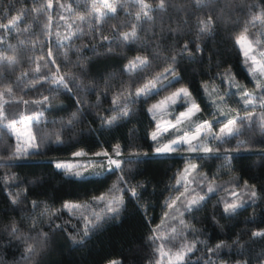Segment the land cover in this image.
I'll use <instances>...</instances> for the list:
<instances>
[{
	"label": "trees",
	"instance_id": "1",
	"mask_svg": "<svg viewBox=\"0 0 264 264\" xmlns=\"http://www.w3.org/2000/svg\"><path fill=\"white\" fill-rule=\"evenodd\" d=\"M161 2L144 0L151 9L150 19L138 20V15L147 11L138 0H113L115 13L95 0H51L52 8L47 7L49 0H0V23L19 17L11 29H0V56L15 60L14 64H0V105L7 109L8 117H0V264H109L112 260L156 264L158 254L149 237L165 223L166 201L170 193L172 199L179 194L175 190H180L178 175L190 163L198 166L191 179V188L196 189L193 195L207 194L208 185L214 182L229 181L234 186L208 195L201 209L185 213L187 228L175 225L187 245L193 238L203 242L198 244L199 251L187 254V264H207L209 258L216 264H264V243H253L252 238L253 232L264 230V129L260 127L264 108L258 99L262 81L252 77L235 43L237 37L247 34L256 53L264 51L253 23L264 0H163L165 6L160 8ZM190 15L194 18L192 36L180 42L175 58L169 52L172 35ZM209 20L211 28L201 32ZM134 27L136 39L125 42L123 34ZM49 47L57 64L47 58ZM137 57L148 64L128 71ZM38 66L49 76L60 67L59 75L67 74L75 81V85L69 82L71 92L48 83L34 86L33 77L41 75L35 72ZM173 67L179 77L175 82L159 94L136 96L137 89ZM225 81L239 92L235 102L238 114L226 113V117H246L251 112L255 124L245 120L243 126H235L241 129L240 134L212 141L211 154H190V158L179 152L153 154L150 134L155 121L149 109L178 87H188L191 102L201 108L197 117L204 119L213 109L207 90L214 84L227 90ZM241 90L253 94L251 106L241 99ZM45 96L48 101L40 103ZM114 100L119 102L118 111L112 110L117 107ZM187 106L178 104L174 110L178 113ZM245 108L248 111L242 110ZM125 109L130 112L128 117L122 116ZM73 114L76 119L69 125ZM29 116L38 118L32 131L37 143L43 144L44 154L5 166L16 148L6 125ZM113 116L119 119L108 125ZM57 136L62 143H55ZM117 144L124 172L116 169L101 177L76 179L65 178L54 167L55 162L75 160L77 152L83 153L82 158L98 157L104 162L106 156L95 154L107 152L114 157ZM134 153H140L141 158L124 164V158ZM101 168L107 169L102 166L89 171ZM122 176L131 177L132 185L140 184L141 199L125 198L118 217L107 218L84 237V218L94 219V211L103 205L94 204L92 197L124 198L127 180L120 181L112 193L108 191ZM252 189L258 193L255 204L232 218H222L225 200L232 201L230 190L240 193L236 199L240 203L250 201ZM65 203L80 207L67 209ZM72 237L83 243L74 244ZM219 243L227 247L212 256L207 249ZM29 246L34 252L27 251Z\"/></svg>",
	"mask_w": 264,
	"mask_h": 264
},
{
	"label": "snow or ice",
	"instance_id": "2",
	"mask_svg": "<svg viewBox=\"0 0 264 264\" xmlns=\"http://www.w3.org/2000/svg\"><path fill=\"white\" fill-rule=\"evenodd\" d=\"M141 7L143 9H147V11H144L142 16L138 15L137 19H150L149 12L151 9L147 4L144 3V0H138ZM101 5L106 8L108 11L115 13L117 11V8L114 4L109 3V0H101ZM165 5L163 3V0L160 4V8H163ZM48 8H52L53 5L51 3V0H49V3L47 5ZM93 9L97 12H99V8L95 5L93 6ZM107 15V13H105ZM19 17H13L12 20L8 24L0 23V29H11L17 22ZM261 21L264 23V7L261 9V13L256 14L253 16V22ZM211 20L207 21L204 24V27L201 29V32L208 31L211 28ZM107 39V38H105ZM122 39L125 42L128 41H134L136 39V31L135 27L133 28V31L131 33H124ZM246 41V37L241 34L239 37L236 38L235 43L237 45L241 46V51L243 53V56L245 57V62L249 64V72L256 76V79L259 80V75L257 74V68L255 67L258 63L255 56H250V53L252 52L251 46L249 45L247 48L243 46L244 42ZM187 50V45H185V49ZM264 56V54H261ZM54 57V51L52 47H49V51L47 53V58L51 62V64H57V60L53 59ZM41 59H45L44 57H41ZM7 63V64H14L15 60L12 56H0V64ZM148 64L147 60H142L139 57L136 58V61L130 62L128 66V71H132L133 69H138L141 67H145ZM61 69L60 67H56L54 71H52L51 75L49 76L48 73H41V68L38 66L35 69L36 73H41L38 77H33L34 79V86L35 84H40L41 86L44 83H48L55 86V89H64L65 91L71 92V88L69 87V82H71L73 85H75V81L73 78L67 74L65 75H59ZM166 73H171V78L169 79V76L166 74H161V76L157 77V80L165 81V83H160L159 86H157L156 83L150 82L149 84L144 85L143 88H139L136 90V96H142V95H148L151 96L153 93L159 94L161 90L165 89V86L168 84H171L173 80L178 79V75L176 74L175 67L166 69ZM260 75H264V65L261 66ZM231 83V81H230ZM260 88L261 95L258 97V99L261 100V107L264 108V81L260 82L258 85ZM252 93H249L247 91L241 90V99L244 100L245 105L251 106L253 103V100L250 99L252 96ZM191 93L189 91L188 87H181L177 89L175 92H173L171 95L165 97L164 99L160 100L158 104L153 105L152 108L149 109V112H153L154 109H159L161 112L165 110H174V106L178 104H187L188 106L185 108V110L180 111L178 115L174 117L173 120L166 121L165 126L161 127L160 124L156 125V130L153 131L150 134L151 140L157 145V147L154 150L153 154L156 155H172L174 153L178 152H188L190 154H196L200 153L201 151L203 154H211L212 149L211 148H203L201 149L200 146L197 143H194L196 141H199L201 139L206 138L207 136H210L212 140L216 141H225L227 137H233L238 134H240L241 129L235 127L236 125H244L245 120L249 121V124H255L256 117L253 113L249 112L248 116L246 117H236V118H227L226 122L223 123V126L220 128L219 134H216L213 131V128L215 125L209 121V120H203V123L196 126L195 130H191L190 122L192 121L193 117L196 116L197 113L201 111V108L198 104L195 102H191L190 100ZM48 97L45 96L44 100L40 103L47 102ZM134 102V101H133ZM25 103H28L25 101ZM114 105H117V107L113 108V111L119 110V102L118 100L113 101ZM243 111H248L247 108L242 109ZM7 111L6 108H4L2 105H0V117H4L7 119L8 117L5 116V112ZM130 112L125 109L122 112L123 117H128ZM42 115V113H41ZM24 119L28 121H32L35 119L34 117H25ZM76 119L75 114H73L72 120L69 121V125L72 124V122ZM119 119L118 116H113L110 120L107 121L108 125H112L114 122H116ZM155 119V117H154ZM103 123V121H102ZM15 121H12V124L8 125V127H14ZM187 125L186 130L183 131L182 134L178 131L181 126ZM260 127L264 128V116L260 118ZM207 129V133L205 134L204 130ZM168 133V137L170 138L173 134H175V138H170L169 143L162 144L161 146V138L164 137V134ZM135 139V137H133ZM63 141L60 139L59 136H57V139L55 143L60 144ZM23 142H18L15 151L11 153L8 162L5 164V166H11L15 164L18 161L21 160H30L33 156H40L44 153L42 152L43 144L37 143L35 137H31L30 141L23 145ZM181 145H187L186 148H181ZM120 145H116V156H120ZM83 153L77 152L74 153V156H82ZM95 155L100 156H106L109 157V154L107 152L104 153H96ZM141 158L140 153H134L130 156H126L124 158L123 163L125 162H133L137 161ZM233 159L235 157H232ZM109 165L113 167H109L108 169L101 168L100 171H79V170H73V166L70 164H64V163H56L54 165L55 169L58 170L60 173H64L65 178L73 177L76 179H80L84 176H90V177H101L105 174V172H115L116 169H119L121 172H124L125 169L122 166V163L119 159H112L109 157ZM50 163H52L50 161ZM184 172H187L188 175H183L181 173L180 175L183 177V180L185 181V186L183 188V191H180L179 189H175L176 191H179V195L176 196L174 199L171 197V193L169 196V199L166 201V207L169 210H174L175 213L179 214V223L183 225L185 228L188 227V225L185 223L184 215L185 213H193L194 210L201 209L204 203L208 199L207 194H214L216 189L211 184L207 187V194L205 195H191V193H195V188H190L188 186V176L191 175L192 172H198V166L196 164H191L190 169L186 168L184 169ZM16 179V178H12ZM131 177L129 176H122L118 178L117 185L113 186V189H109V193H112L114 189L119 185L120 181H129L128 187L123 188L124 191V198L120 199H114V200H106L105 195L101 194L99 196H93L92 202L96 205H99L103 203L105 205V214L101 215L100 213H94V219H89L88 217H85V226H84V233L83 236L87 237L89 233L99 229L101 227V222L106 221L107 218H116L119 216L122 208L125 204V198L131 197L137 201L141 199V192H140V184L132 185L130 183ZM38 183V182H37ZM177 184L181 183L180 179H177ZM18 186V185H17ZM175 187V186H173ZM239 187V185H237ZM245 188H247V182H245ZM202 191V189H201ZM231 197H239L240 193L236 191H232L230 193ZM258 197V193L255 189L251 190V199L248 200H241L240 203H237L235 200H232L229 202L228 200H225L223 210H222V218H232L233 216L237 215L241 210H246L248 206H251L252 204L256 203V199ZM261 199H264V197H261ZM180 202V206L177 207V202ZM18 201L13 200L12 203L16 204ZM219 205V202H218ZM36 207H39L38 204H35ZM64 208L67 209H73V208H79V204H72V203H65L63 205ZM169 215L168 212H165V216L167 217ZM176 216H173V219H176ZM213 219L215 221V214H213ZM57 228H60V225L56 226ZM13 233L16 232V229L13 228ZM176 229H173V232H175ZM190 232H195L196 235H200V231L196 229H189ZM159 237L157 236H151L149 237L150 240L155 242ZM253 243H256L257 241L264 243V230H258L252 233ZM74 244H82L83 240H76L75 237L71 238ZM171 240L172 238H168ZM191 245L182 244L180 249H178L175 253H172L171 251H164V246L161 245L160 247H157L156 251L160 254L161 257H169L174 256L175 261L177 264H187L188 261V255L187 254H194L196 251H199L198 244L203 243L202 241H195ZM238 243V241L234 242ZM174 246V245H173ZM224 247H227V245L223 243H219L215 246V248H208L207 250L211 253L212 256H216L218 251ZM27 251L29 253L34 252V249L29 246ZM219 259V258H218ZM109 264H122V261L120 260H112L109 261ZM156 264H164L163 260H157ZM167 264H172V260H167ZM207 264H216V261H213L212 259L207 260ZM250 264V262H249Z\"/></svg>",
	"mask_w": 264,
	"mask_h": 264
},
{
	"label": "rangeland",
	"instance_id": "3",
	"mask_svg": "<svg viewBox=\"0 0 264 264\" xmlns=\"http://www.w3.org/2000/svg\"><path fill=\"white\" fill-rule=\"evenodd\" d=\"M112 1L113 0H109V3ZM95 2H97L99 5H101V0H95ZM193 22H194L193 16L192 15L187 16V17L182 19L180 25L174 30V33L172 35V39H171L170 44H169V52L171 53V55L173 57L176 58V56L178 55V47H179L180 42L183 40H186L192 36L191 35V25L193 24ZM253 23L255 26L258 27L257 28V30H258V33H257L258 34V43L262 44L264 46V23H262L261 21H256ZM244 36L246 37V41L244 42L243 46L245 48H247L249 45L251 46L252 52L250 53V56H255L257 61H258V63L255 66L257 68V74L256 75H259V77H260L259 80L264 81V75H260L261 66L264 65V56L261 57V54H264V51L262 53H260V52L256 53L257 48L255 49L253 44L250 42L247 34H244ZM259 36H260V38H259ZM239 47L241 50L240 45H239ZM241 53H242V51H241ZM242 56H243V53H242ZM243 58L245 60L244 56H243ZM248 64H250V60L248 61ZM133 70H136V69H133ZM164 74L168 75L169 79L171 78V75H172L171 73L165 72ZM251 75H252V77L256 78V76H254L253 74H251ZM176 80H173L172 82H175ZM151 82L156 83L157 86H159L160 83H165V81L157 80V78ZM225 84L227 85L229 83H226V81H225ZM179 88H181V87H178L177 89H179ZM225 88H227V90H223L222 88H220V86L218 84H214L213 86H211L209 88V90H207V94L210 97L209 101L213 105V109H212L211 113L205 115L204 119H200L199 117H197L198 113L196 114L195 117H193L192 121L190 122L192 131L195 130L196 126L203 123V120H209L215 125V127L213 128V131L216 134H219L220 128L223 126V123L226 122V121L223 122V120L226 117V113L229 114L230 116L233 114H234L233 116H236L238 114V109H236V107H235L236 106L235 102L237 101V96L239 95V92L236 91L237 89H236L235 85H229L228 87H225ZM177 89L173 90L172 92H170L169 94H167L166 96L161 98L160 100L171 95ZM158 103L159 102H157L156 104H158ZM150 114H151L152 119L155 121V129L153 130V131H155L157 124H160L161 127L165 126L166 121H169V120L174 121V117L176 115H178L179 112L176 113L175 110H165V111L161 112L159 109H154L153 112H150ZM154 117H155V119H154ZM24 118L25 117H23L19 120H16L14 127H8V125L12 124V122L6 125L7 130L13 135V137L15 139L16 146H17L18 142H23V145H26L30 141V138L34 137L33 131H32V123L36 122L38 118L34 117L35 119H33L32 121H28ZM186 128H187V125L181 126V128L178 131L179 132L184 131V130H186ZM216 128H217V131H216ZM204 132L206 134L207 129H205ZM170 138H175V134H173ZM170 138L168 137V133H165L164 137L161 138V146H162V144L169 143ZM212 141H214V140H212L210 136H207L206 138L201 139L199 141H196L194 143H197L200 146V148L203 149L205 147L210 148V145H211L210 143ZM156 147H157V145L155 144V148ZM180 147L186 148L187 145H181ZM179 153H182L183 155L186 154V156L188 158H190L189 157L190 153H188L186 151L185 152H179ZM201 153H203V152L201 151L200 153H196V154H201ZM75 157H76V159L73 161L55 162L54 165L56 163L70 164L73 166V170H79V171L87 170V171H89V170H95V168H100L102 166H106L105 160H109V157L105 158L104 162H103V160H100L98 157H92L90 159L89 158L87 159V157L82 158L83 155L79 156V157H77V156H75ZM111 158L112 159H118V156L115 155L114 157H111ZM191 164H193V163H190L184 169H186V168L190 169ZM106 167L108 169L109 167H113V166L108 165ZM184 169L180 172V174L183 173V175H188L187 172H184ZM180 174L178 175L177 179H180L181 183L177 184V186H178V188H180V191H183V188L185 186V181L183 180V177ZM193 174H194V172H192L191 175L188 176V186L190 188H191V184H192L191 179L193 177ZM211 185L214 186V188L216 189L215 193L226 190V189L229 190L230 188H233V186H234V184L233 183L231 184L229 181L222 182V183L214 182ZM232 191H235V190H230V192H232ZM206 193H207V191H206ZM193 194L194 193H192L191 195H193ZM207 195H211V194H207ZM229 199L236 201V199H240V198L239 197L238 198L237 197H231L229 194ZM109 200H114V199H109ZM179 206H180V202L178 201L177 207H179ZM101 207H102L101 210H96V211H94V213H100L101 215H104L105 214V205L103 204ZM168 213H169V215L166 218L165 223L156 231V234L154 235V236H157L159 238L155 242H153V244H154L155 250L157 249V247H160L161 245H163L164 251H166V252L171 251L172 253H175L178 249H180L182 244H186V243L183 242V240L180 238L181 234L177 231V229H179V227H177V229L175 228V225L178 226V224H180V223H179V218L173 219V216L179 217V214L175 213L174 210H168ZM173 229H176V231L173 232ZM168 238H172V239L169 240ZM157 254H158V260H163L164 264H167V260H169V259L172 260V264H177L174 256L161 257L158 252H157ZM17 264H26V263L21 262V263H17Z\"/></svg>",
	"mask_w": 264,
	"mask_h": 264
},
{
	"label": "built area",
	"instance_id": "4",
	"mask_svg": "<svg viewBox=\"0 0 264 264\" xmlns=\"http://www.w3.org/2000/svg\"><path fill=\"white\" fill-rule=\"evenodd\" d=\"M105 165L108 166L109 165V162L108 160H105Z\"/></svg>",
	"mask_w": 264,
	"mask_h": 264
}]
</instances>
